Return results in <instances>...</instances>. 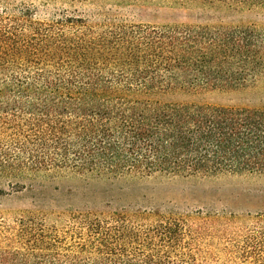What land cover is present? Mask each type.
Segmentation results:
<instances>
[{
    "label": "trees",
    "instance_id": "trees-1",
    "mask_svg": "<svg viewBox=\"0 0 264 264\" xmlns=\"http://www.w3.org/2000/svg\"><path fill=\"white\" fill-rule=\"evenodd\" d=\"M39 1L71 9L45 15L31 0H0L1 197L39 193L42 181L61 177L113 186L153 175L264 179V106L159 97L255 85L264 76V29L136 24L75 8L157 1L236 11L264 9V0ZM257 227L235 253L264 264ZM185 236L181 217L127 204L0 208V264H193Z\"/></svg>",
    "mask_w": 264,
    "mask_h": 264
},
{
    "label": "rangeland",
    "instance_id": "rangeland-1",
    "mask_svg": "<svg viewBox=\"0 0 264 264\" xmlns=\"http://www.w3.org/2000/svg\"><path fill=\"white\" fill-rule=\"evenodd\" d=\"M31 4L45 15L58 13L62 8L71 9L59 2L43 5L39 0H31ZM75 8L88 15L111 16L136 24L251 23L264 29V9L261 8L213 11L196 5L157 1L103 6L86 4L76 5ZM159 97L171 102L261 107L264 106V76L255 85L243 89H177ZM41 184L39 193L23 190L12 193L10 197L0 196V208L58 210L68 205L102 208L110 204L113 209L127 204L178 216L184 221L189 234L184 237L185 241L189 237L193 239V264H252L244 261L235 251L244 246L247 235L260 231L257 226L264 225V219L254 218L256 211H264V179L249 175H153L132 183L118 182L114 186L81 177H61L42 181ZM1 186L9 190L5 185ZM247 213H250L249 216Z\"/></svg>",
    "mask_w": 264,
    "mask_h": 264
}]
</instances>
